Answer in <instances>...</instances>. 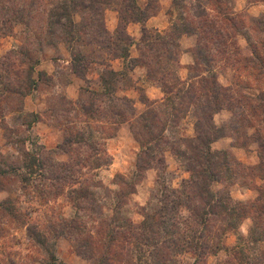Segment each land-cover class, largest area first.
I'll use <instances>...</instances> for the list:
<instances>
[{
    "label": "rangeland",
    "instance_id": "374dc122",
    "mask_svg": "<svg viewBox=\"0 0 264 264\" xmlns=\"http://www.w3.org/2000/svg\"><path fill=\"white\" fill-rule=\"evenodd\" d=\"M234 3L173 0L170 30L144 32L141 61L164 97L155 103L142 92L138 98L144 107L139 108L125 92L135 85L129 68L117 73L110 67V58L125 54L132 42L125 22L147 15L136 0H0V171L6 173L0 176V204L12 210L0 209V264H104L122 250L130 264H155L154 247L130 235L128 226L146 219L152 224L155 220L148 217L164 204L170 209L165 219L171 232L162 234L158 249L172 245L169 264H264V186L256 184L264 179V16L254 20L235 14ZM150 5L155 8L157 0ZM112 8L121 15L113 33L105 16ZM184 35L196 39L195 63L185 81L177 63L178 39ZM240 35L260 43L242 50ZM54 54H69L71 73L80 78L74 68L89 73L101 64L97 84L88 80L75 98L59 90L46 93L52 83H65L70 72L59 71L54 82L38 72L41 59ZM230 77V86L221 84ZM218 85L226 94L220 98L223 104L235 110L224 126L214 121L219 130L211 137L224 133L238 147L254 149L257 140L262 146L257 165L212 146V152L226 153L230 161L227 172L223 157L216 159L220 180L212 190L219 197L229 194L233 202L227 204L246 216L234 226L221 218L203 226L186 208L196 211L200 200H185L196 170L191 158L198 154L188 141L198 145L200 109L213 101ZM31 93L46 94L41 96L50 105L48 116L63 131L55 148L28 129L36 119L24 108V96ZM249 127L257 132L251 134ZM239 187L253 195L238 200L232 192ZM174 201L183 204L173 210ZM176 230L194 237L205 255L183 252L189 248L183 241L168 243L179 238L172 234Z\"/></svg>",
    "mask_w": 264,
    "mask_h": 264
},
{
    "label": "crops",
    "instance_id": "0c3cea01",
    "mask_svg": "<svg viewBox=\"0 0 264 264\" xmlns=\"http://www.w3.org/2000/svg\"><path fill=\"white\" fill-rule=\"evenodd\" d=\"M136 4L139 9L147 12V18L143 22L129 21L126 24V33L132 40L129 46V54L123 58L111 57L110 67L113 68V70L117 73L129 68L130 75L135 80V85L125 90V92L129 97L134 99L136 107H141L142 103L140 102L138 95L142 92L149 101L155 103L162 101L164 97V94L160 89L159 82L157 79L149 76L148 66L141 61V45L142 39L144 38V30H151L159 34H164L170 30L172 27L171 11L173 10V0H157V6L155 8L150 5V0H136ZM233 10L235 14H245L247 17L256 20L259 17L264 16V0H235ZM105 16L109 31L112 33L115 32L121 21L119 10L116 8L108 9L106 10ZM262 28L264 30V22L262 23ZM195 42L196 39L193 36L184 35L178 39L180 52L177 58V63L181 70L180 76L183 81L189 78V70L195 63L192 52L193 47L196 44ZM259 43L260 41L255 38L242 37L241 35L238 36V45L242 50ZM71 65V58L69 54H54L41 59L40 64L37 66L38 72H45L48 76L53 78V82L56 79L55 76L59 71H70L68 74V79L65 83L58 85H54V83H52L53 85L51 84V86L48 88L49 90H46V93L51 95V93H55L54 90H59L65 97L75 98V95L79 93L82 86L88 83V80V84H91L90 81L92 80L95 84H97V80L101 76V64H94L97 66L95 67L96 69H90L89 73H86L84 78H80L74 73H71ZM129 65H131V68ZM91 70H93V72ZM228 72H230V74H228ZM222 73V71L217 73L220 81L223 76ZM224 73H227L231 76L234 75V72L230 70H225ZM231 82L232 77H230V79H226L225 84H221L228 87L230 86ZM34 92L37 93V91ZM33 93L27 94L24 108L26 111L38 115L39 120L38 122L33 123L30 130L42 139V142L45 146L50 149L55 148L62 140L63 131L60 127L55 126V124H53L52 118L48 116V112H50V105L45 100V97L41 96L44 93H38L36 95H33ZM231 116L232 111L226 109L222 110L214 117L215 125L218 127L224 126L226 122L230 121ZM248 129L250 130L251 134L256 132L254 127H249ZM1 137L2 129L0 128V139ZM233 141L234 139L232 136L225 134L222 138L216 140L212 146L217 150H231L238 157V160L243 164H259L262 146L258 140L256 144H254V149L253 145L249 147L247 145L238 147L233 144ZM256 184L259 188L263 187L264 179L258 178L256 180ZM254 191L255 193L259 194L257 189ZM251 195H253L251 190H245L240 187L237 188L234 193L232 192V196L238 198V200L241 201H247Z\"/></svg>",
    "mask_w": 264,
    "mask_h": 264
},
{
    "label": "trees",
    "instance_id": "16d2710c",
    "mask_svg": "<svg viewBox=\"0 0 264 264\" xmlns=\"http://www.w3.org/2000/svg\"><path fill=\"white\" fill-rule=\"evenodd\" d=\"M63 18L64 16L61 15L58 21V24H62ZM146 18H147L146 15H144L143 18H140L137 16L131 17L127 22H125V29H126V24L129 21L143 22ZM146 31L147 30H144V32ZM184 34L193 35L195 34V32L186 30ZM128 52H129V49H127L125 54L123 55L114 54V58L126 57L129 54ZM74 72L82 76V78L86 76V73H84V71L80 73L77 70V68H74ZM217 89L218 90L215 89V91L213 92L214 93L212 97L213 101L210 100L208 102L209 104H206V109H200L201 116L199 117L198 122H200V128L202 129V134H200L201 136H198V145L194 144V142L192 141H188V143H190L189 146L192 147V149H194L196 153L198 154L196 155V158H191L194 161V163L196 162L194 165V168H196V170L190 169L192 170L191 171L192 178L189 182H187V184L191 187L192 190L190 193L186 195L185 200H188V199L200 200L201 207H198V206L195 207L196 211H194L190 206L186 208L189 210L190 213H192L193 211L194 214H196V217L200 219V224H202L203 226L208 225L209 222L211 223V221L214 218L215 219L221 218V221L222 220L230 221V223L233 224L234 226L236 222H238V220L240 219L243 220L245 219L246 216H242L239 213H236V209L230 206L231 204L229 205L227 204L228 202H233L229 194L227 196L219 197L212 190V184L220 180V173L218 172L219 166H217L218 164L215 163L216 159H218V157H221V156L223 157L222 158L223 160L222 168L225 167L227 172H229V166H230V161L228 160V154L222 153V152H217V153L212 152V144L216 140H218L219 138H222L225 135L224 133H222L220 134V136L211 137L212 134L218 132L219 130L218 128L216 129V126L214 125V117L216 114H218L224 109L230 110L232 112L235 110V107H232L229 104L225 106V104H223V99H220L221 96L226 95L225 93H223L224 91H222L224 89L221 88V86L219 85L217 86ZM225 90L229 91V89H225ZM10 91H13L21 96L23 95L19 89L18 90L10 89ZM24 97H26V95ZM35 116H36L35 117L36 119L32 122V124L29 125L28 129H31L33 123L38 122L39 117L38 115H35ZM205 135H208V137H204ZM4 175H6V173L3 171H0V176H4ZM182 200L183 199H180L179 202H182ZM174 202L175 203L173 204V207H172L173 210L177 209L179 206L183 204V203H180L178 205L176 201ZM1 208H4L3 204H0V209ZM4 209L10 210L7 208H4ZM169 211L170 209L168 208V206L164 204L161 207V210L154 217H151V216L148 217V220H152V221L155 220V222H153L152 224L149 223L146 219L139 226H132V225L128 226L130 235L133 234V236H136V238L140 240L141 242H143L144 244L154 247L157 253L155 264H169L172 262V258L168 256V251H170L168 247H172V245L171 246L166 245L167 248L164 247L162 249H158L159 245L161 244L159 240L161 239L162 234H168L169 232H171L167 227L168 225H170V221H167L165 219L166 216L170 215V214L167 215ZM256 219L258 218L256 217ZM147 232L151 233V237H147ZM172 234L175 236H178L179 238L173 239L169 241L168 243L177 245V242L183 241L185 242L186 246L189 247L185 249V251L183 252L192 253L198 256L205 255L206 249L200 248V245L196 242V240H193L195 239L194 237L192 239H189L184 234H179L177 230L174 231ZM116 235L117 234L114 233V242L116 241V237H117ZM199 238L204 239L205 232L200 233ZM125 239L129 240V238L128 237L126 238V236H125ZM204 245H206V243H204ZM202 247L208 248V245L202 246ZM78 254L80 256H85V254L82 253L81 251H78ZM92 256L93 255H89V258L93 259ZM130 262H131L130 260H128L127 258H124L123 250H122V252L114 253V260L108 259L107 262H104V264H130ZM53 264H57V261L53 262ZM59 264H64V263H59Z\"/></svg>",
    "mask_w": 264,
    "mask_h": 264
}]
</instances>
